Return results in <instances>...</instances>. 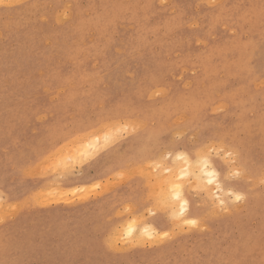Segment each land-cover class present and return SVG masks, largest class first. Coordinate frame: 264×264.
Listing matches in <instances>:
<instances>
[{
	"label": "rangeland",
	"instance_id": "374dc122",
	"mask_svg": "<svg viewBox=\"0 0 264 264\" xmlns=\"http://www.w3.org/2000/svg\"><path fill=\"white\" fill-rule=\"evenodd\" d=\"M101 130L150 157L68 188ZM202 152L241 199L182 176ZM1 179L0 264H264V0H0Z\"/></svg>",
	"mask_w": 264,
	"mask_h": 264
},
{
	"label": "bare ground",
	"instance_id": "6f19581e",
	"mask_svg": "<svg viewBox=\"0 0 264 264\" xmlns=\"http://www.w3.org/2000/svg\"><path fill=\"white\" fill-rule=\"evenodd\" d=\"M189 83H191V82H189ZM109 115H112L114 117L119 116L117 110H112V112ZM111 122L113 123V120ZM110 123H108V124H110ZM75 127L76 128L73 132L77 133L78 135L83 134L82 136H85V134H88L86 131L90 128V125H89V123L84 122V121H77L75 124ZM71 132H72V129H69L68 132H59L58 131V132H56V135H51L50 137H48L47 141H46L47 146L43 148L41 153H44L46 151H52V149L57 144V140H62V141L65 140L68 137V133L70 134ZM92 133L89 132V134H90V136H88L89 139L87 141L85 140L86 142L84 141L85 144H83L81 148H82L84 154L87 155L86 156L87 159L88 158L92 159V160H90L89 167H90V169H93V170H92V172L87 170L82 176H80L78 178L67 179L66 180L67 183H70L71 180L73 183V184H70L68 186V188L78 187L80 185L82 187H84L88 183L92 182L93 180L101 179L102 176L105 173H107L109 170H111V169L114 170L118 165H120V163L122 162L121 158L124 155V153L130 154V152H132V153H135V156L138 154L139 158H146V159L149 158L151 155V152L148 149L144 150L145 134H142V132L130 136L127 140V146H125L123 148L122 147H116V148L114 147V149L112 148L113 150L110 152H105L104 149L113 140L115 133L109 132V131L103 133L102 130L100 132H98L96 135H92ZM94 133H95V131H94ZM37 150H41V148L38 147ZM209 154L210 153H208V152L200 153L198 155V157H196L197 159L195 160L197 168L195 167V168H193V170H190L191 169L190 165L192 163L191 162L192 159L190 158V156L187 153H184V154L178 153L177 156L179 158L184 159L186 164H187V166L185 167V171L181 172L182 176H187V177L189 176L188 180L195 179L200 184V186H202L205 189V191L207 190V192L212 197H214V196L218 197L219 203H221V204H226L227 195H232L235 199H236V196H240L242 198L243 193H240L236 189H233V188H229L226 191L227 193L226 194L224 193V186H223V181L221 178L220 171L217 168L215 161L211 158V156ZM15 155H16V153L14 155L13 154L9 155V157L7 156V154L4 156H5V158L8 157L9 159H11V158H14ZM93 156H94V158H92ZM169 156H171V154L166 153V155L163 159H165ZM205 161H207V163H205ZM1 181H2V183H1ZM1 181H0V185L2 184L3 188H6L8 190L10 189L11 190L10 193H11V195H13L14 194L13 189H11L10 186H7L5 180L1 179ZM174 189L175 190L173 193V197H175L176 199H180L181 209H180L179 213L180 214H186L189 210V204L190 203H189V200H188L187 195L185 193L184 185L182 183H179L176 185V187ZM116 198H118V197L116 196ZM106 200H107V198H105L104 200L101 201L102 207H99V209H101V208L103 209V206L105 205L104 202ZM148 220H150V219H148ZM189 220L192 223L196 222L195 219H189ZM138 225L134 222H131L130 226L128 227L127 232L129 234L135 235L136 233L141 234L142 230H144V231L149 232V234H155L156 233L159 235L158 227L154 223L147 222V220H146L145 223L143 224V227H139Z\"/></svg>",
	"mask_w": 264,
	"mask_h": 264
},
{
	"label": "snow or ice",
	"instance_id": "6c2138e0",
	"mask_svg": "<svg viewBox=\"0 0 264 264\" xmlns=\"http://www.w3.org/2000/svg\"><path fill=\"white\" fill-rule=\"evenodd\" d=\"M205 163H207V161H205ZM236 199L239 200V199H241V197L240 196H236Z\"/></svg>",
	"mask_w": 264,
	"mask_h": 264
},
{
	"label": "crops",
	"instance_id": "0c3cea01",
	"mask_svg": "<svg viewBox=\"0 0 264 264\" xmlns=\"http://www.w3.org/2000/svg\"><path fill=\"white\" fill-rule=\"evenodd\" d=\"M125 155H126V154L124 153V155L122 156V158H123ZM122 158H121V159H122Z\"/></svg>",
	"mask_w": 264,
	"mask_h": 264
}]
</instances>
